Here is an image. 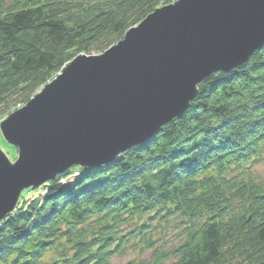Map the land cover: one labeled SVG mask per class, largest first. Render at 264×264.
<instances>
[{"label": "trees", "instance_id": "trees-1", "mask_svg": "<svg viewBox=\"0 0 264 264\" xmlns=\"http://www.w3.org/2000/svg\"><path fill=\"white\" fill-rule=\"evenodd\" d=\"M171 1L0 0V110L23 106L68 61L104 52ZM263 150L264 46L205 78L183 114L117 161L73 185L58 180L78 167L49 182L0 225V264H110L122 225L152 212L188 227L170 264H264V185L231 175Z\"/></svg>", "mask_w": 264, "mask_h": 264}, {"label": "water", "instance_id": "water-1", "mask_svg": "<svg viewBox=\"0 0 264 264\" xmlns=\"http://www.w3.org/2000/svg\"><path fill=\"white\" fill-rule=\"evenodd\" d=\"M264 46V0H176L103 53L79 54L0 122V223L22 193L73 167L114 162L183 114L198 85Z\"/></svg>", "mask_w": 264, "mask_h": 264}, {"label": "rangeland", "instance_id": "rangeland-1", "mask_svg": "<svg viewBox=\"0 0 264 264\" xmlns=\"http://www.w3.org/2000/svg\"><path fill=\"white\" fill-rule=\"evenodd\" d=\"M174 1L176 0H173L171 2ZM124 37L122 39H124ZM100 53L80 54L96 55ZM12 112H4L3 110H0V122L6 119L8 115ZM2 139L4 140L0 131V146L9 156V158L14 162L18 156V149L15 146V148H11V146L13 145L9 144L11 146H8V143L4 140L7 143L5 144ZM119 157L115 161H117ZM95 168L97 167H78L76 169H73L69 175L59 177L58 183H61L63 185H73L76 179L79 178L85 170H91ZM59 175H57V177L52 181H55ZM231 175H237L238 178H245L246 180L253 182L257 185H264V150L262 151L260 157H257L255 160H253L250 164L247 165V168H237V170ZM49 182L51 181L41 184L38 187H33L25 190L20 197L17 209L4 221L14 215L17 211H20L21 208L22 210L26 208L31 201L37 198H43L49 190V186L47 185ZM234 203L236 204L237 202ZM161 213L152 212L141 218L134 217L133 219L127 220L128 222H125L122 225L119 237H117V240L115 242V245L119 246V252L111 256L110 264H170L176 259H178V251L176 250L187 239L188 227H186V222L183 216L180 217L177 214L168 215V213L165 212ZM199 218L200 217H197L196 219L198 220ZM3 222H1L0 225ZM50 254H48V256ZM164 256H167V258L164 259Z\"/></svg>", "mask_w": 264, "mask_h": 264}, {"label": "bare ground", "instance_id": "bare-ground-1", "mask_svg": "<svg viewBox=\"0 0 264 264\" xmlns=\"http://www.w3.org/2000/svg\"><path fill=\"white\" fill-rule=\"evenodd\" d=\"M171 3V2H170ZM164 5V4H163Z\"/></svg>", "mask_w": 264, "mask_h": 264}]
</instances>
